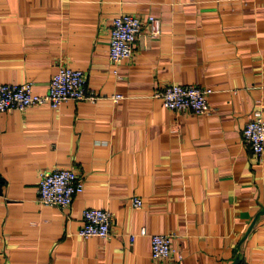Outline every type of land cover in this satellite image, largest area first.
I'll return each mask as SVG.
<instances>
[{
    "label": "crops",
    "instance_id": "crops-1",
    "mask_svg": "<svg viewBox=\"0 0 264 264\" xmlns=\"http://www.w3.org/2000/svg\"><path fill=\"white\" fill-rule=\"evenodd\" d=\"M124 12L162 31L115 62ZM62 65L100 97L0 112V264H264V154L243 138L264 111V0H0V82L45 93ZM173 82L212 87L210 112L166 107L154 92ZM59 167L85 185L66 208L38 199ZM87 207L111 211L108 237L78 233ZM156 232L173 257L151 256Z\"/></svg>",
    "mask_w": 264,
    "mask_h": 264
},
{
    "label": "built area",
    "instance_id": "built-area-1",
    "mask_svg": "<svg viewBox=\"0 0 264 264\" xmlns=\"http://www.w3.org/2000/svg\"><path fill=\"white\" fill-rule=\"evenodd\" d=\"M147 26L144 36L151 37L162 31L161 18L149 14L145 21L133 13H120L114 19L110 32L109 56L115 61L129 59L134 53V44L143 35L144 26ZM214 91L212 87L198 84L170 83L156 89L154 96L170 109L192 111L198 114L210 112L209 96ZM99 94L88 88L86 72L78 67L62 65L50 80L45 93L33 91L32 81L15 83L0 82V112L21 109L24 110L35 104H47L58 108L69 99H88L95 101ZM124 97L123 93H114L109 96L113 102ZM243 138L250 144L252 150L264 154V111L257 107L248 119ZM84 182L80 174L71 167H59L41 173L38 183V199L43 205H54L66 208L71 205L77 192L83 191ZM134 207H141L143 199L140 196L132 198ZM112 213L101 207H87L83 211V223L78 233L85 237L100 236L106 238L111 233ZM138 234H148L143 226ZM137 233H132L133 239ZM151 256L154 259H169L177 250L173 245L172 235L169 233H151Z\"/></svg>",
    "mask_w": 264,
    "mask_h": 264
}]
</instances>
